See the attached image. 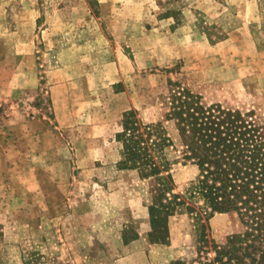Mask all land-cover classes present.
Segmentation results:
<instances>
[{"label": "rangeland", "instance_id": "374dc122", "mask_svg": "<svg viewBox=\"0 0 264 264\" xmlns=\"http://www.w3.org/2000/svg\"><path fill=\"white\" fill-rule=\"evenodd\" d=\"M168 81L264 115V0H0V264L197 260L194 217L151 243L150 181L117 167L129 109L178 144ZM176 155L184 193L198 168ZM243 229L209 220L218 245Z\"/></svg>", "mask_w": 264, "mask_h": 264}, {"label": "trees", "instance_id": "16d2710c", "mask_svg": "<svg viewBox=\"0 0 264 264\" xmlns=\"http://www.w3.org/2000/svg\"><path fill=\"white\" fill-rule=\"evenodd\" d=\"M168 86L164 118L174 125L178 144L162 121L145 123L133 108L123 112L115 134L117 167L150 181V242L167 243L170 218L186 213L194 217L199 232L198 264H264V115L219 103L204 105L201 96L179 83L168 81ZM177 152L198 168L184 193L174 192L171 171ZM231 212L244 229L218 245L210 237L209 220ZM136 238L134 232L124 239Z\"/></svg>", "mask_w": 264, "mask_h": 264}]
</instances>
